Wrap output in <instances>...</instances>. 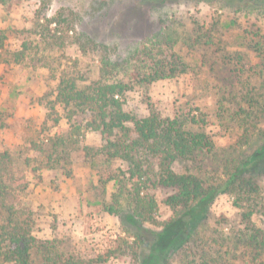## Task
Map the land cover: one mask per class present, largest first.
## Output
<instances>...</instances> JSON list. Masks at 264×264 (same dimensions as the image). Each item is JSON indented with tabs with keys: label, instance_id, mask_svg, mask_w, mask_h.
<instances>
[{
	"label": "rangeland",
	"instance_id": "374dc122",
	"mask_svg": "<svg viewBox=\"0 0 264 264\" xmlns=\"http://www.w3.org/2000/svg\"><path fill=\"white\" fill-rule=\"evenodd\" d=\"M227 4L222 6L216 0L165 4L0 0V54L4 58L0 61V150H9L15 158L19 177L16 202L30 206L36 236L55 247L59 255L53 264H70L69 260L139 264L134 251L150 252L152 241V235L143 229H161L151 222L142 225L131 215L129 165L121 158L110 160L96 153L95 149L106 144L100 131L85 129L80 148L56 154L58 160L51 168L46 166V153L32 146L35 142L49 148L53 136L70 130L67 110L56 100L64 74L75 78L79 86L88 85L100 78L102 57L108 55L116 64L112 78L132 86L122 96L127 111L138 117L152 109L164 117L191 111L204 115L214 149L177 161L175 169L196 173L208 183L225 182L227 173L246 162L260 145L261 139L251 129L245 131L244 117L233 114L240 105H249L241 98L247 91L264 94V63L248 37L255 30L264 31V16L242 11L236 3ZM41 10L49 18L60 19L59 25L52 23L51 27L59 29L61 45L52 46L42 39L37 27L40 20L44 22L39 18ZM201 25L212 27L214 34L199 38ZM169 26L174 31L173 45L161 44L153 52L160 55L161 48L166 59L180 55L188 70L139 83L133 50L144 44L152 47L156 36L162 40ZM17 52H21L19 58ZM258 122L264 128V120ZM85 146L92 148L90 155ZM255 166L259 173L255 201L240 200L232 191L219 193L199 228L198 239L173 256L174 264H264V247L236 243L241 234L251 233L252 226L264 231V159ZM102 178L111 179L104 185ZM123 186L118 213H110L107 206ZM147 191L157 200L159 221L174 216L166 203L171 189L152 185ZM251 209L253 214L247 220L243 213ZM138 234L147 245L135 246Z\"/></svg>",
	"mask_w": 264,
	"mask_h": 264
},
{
	"label": "trees",
	"instance_id": "16d2710c",
	"mask_svg": "<svg viewBox=\"0 0 264 264\" xmlns=\"http://www.w3.org/2000/svg\"><path fill=\"white\" fill-rule=\"evenodd\" d=\"M140 1L165 4L177 0ZM216 1L222 6L236 3L242 11H257L264 16V0ZM41 13L43 15L39 18H44V22L40 20L37 27L42 39L52 46L61 45L59 29L51 27L52 23L59 25L60 19L55 16L47 17L43 10ZM200 28L202 34L198 36L199 38L211 37L214 34L212 27L205 28L201 25ZM173 32L169 26L162 34V40H158L159 37L156 36L157 41L152 47L144 44L133 50L132 58L136 59L134 64V70L137 71L136 81L148 84L188 70V65L180 55L173 54V58L166 59L161 48L158 50L160 55L153 52L154 47H160L161 44L173 45L171 42L174 40ZM248 37L251 48L264 63V31L255 30L248 33ZM0 46H3L2 39ZM20 54L21 52H17L16 57L19 58ZM3 59L0 54V61ZM125 63L130 62L128 60ZM115 68L116 64L112 63L111 57L105 55L102 57L100 78L88 85L79 86L75 78L65 74L61 76L56 100L67 110L70 130L53 136L49 148H43L35 142L32 146L35 150L46 153L48 157L46 166L51 168V163L58 160L56 154L70 153L80 148L85 129L104 134L106 144L95 149L96 153L110 160L121 158L129 165L127 179L131 183L128 192L132 204L131 215L142 225L151 222L161 227L160 230L143 229L152 235V241L148 245L150 252L140 254L136 249L134 251L136 259L139 260V264H174L173 256L189 242L198 239L199 228L219 193L232 191L240 200L255 201L254 197L259 192L256 180L259 173L255 165L258 160L264 159V128H261L258 122L260 119L264 120V94L258 95L256 90L247 91L241 98L249 105H240L233 114L235 118L244 117L245 131L251 129V133H255L261 139L260 145L246 162H240L227 173L228 178L225 182L208 183L196 173L175 169L177 161L193 158L198 152L214 149V140L207 131L205 116H198L191 111L179 113L174 117H164L154 109L143 117L132 114L125 109V100L122 99L125 91L132 86L122 79L112 78V74L116 72ZM84 149L87 155L91 154V147L85 146ZM245 169L247 173L243 174ZM18 179L14 156L9 150H0V264L56 263V255L59 254L55 247L40 241L35 234V222L30 206L23 207L16 202ZM110 179L102 178L104 185ZM152 185L173 191L166 199V203L175 212L169 220L161 222L156 217L157 200L147 191ZM124 191L123 186L122 189L120 187V192L114 194L115 201L107 206L110 213H118L119 199ZM252 214L251 209L244 212L243 217L250 220ZM250 229L251 233L246 237L245 234H241L236 243L243 241V244H248L252 248H255L253 245L264 247V231L254 226ZM137 238L136 247L140 243L147 245L146 239L140 234ZM69 263L77 264L74 260H69Z\"/></svg>",
	"mask_w": 264,
	"mask_h": 264
}]
</instances>
